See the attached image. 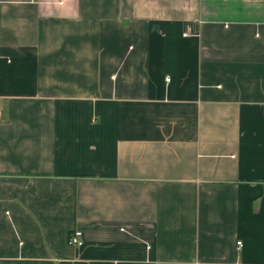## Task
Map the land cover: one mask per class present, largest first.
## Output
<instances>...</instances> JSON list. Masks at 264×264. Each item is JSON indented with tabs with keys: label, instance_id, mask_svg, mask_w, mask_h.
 <instances>
[{
	"label": "crops",
	"instance_id": "crops-1",
	"mask_svg": "<svg viewBox=\"0 0 264 264\" xmlns=\"http://www.w3.org/2000/svg\"><path fill=\"white\" fill-rule=\"evenodd\" d=\"M0 106V264H264V0H0Z\"/></svg>",
	"mask_w": 264,
	"mask_h": 264
},
{
	"label": "built area",
	"instance_id": "built-area-1",
	"mask_svg": "<svg viewBox=\"0 0 264 264\" xmlns=\"http://www.w3.org/2000/svg\"><path fill=\"white\" fill-rule=\"evenodd\" d=\"M168 81H169V79H168ZM2 118H3V110H2V107L0 106V120ZM69 243L72 246H77V247L83 246L84 241H83L82 231L81 230H75L70 236ZM238 245L242 247V242H238Z\"/></svg>",
	"mask_w": 264,
	"mask_h": 264
}]
</instances>
